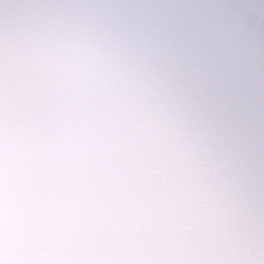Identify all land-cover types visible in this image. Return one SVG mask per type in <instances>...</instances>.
Returning a JSON list of instances; mask_svg holds the SVG:
<instances>
[{"label":"clouds","instance_id":"9594fccd","mask_svg":"<svg viewBox=\"0 0 264 264\" xmlns=\"http://www.w3.org/2000/svg\"><path fill=\"white\" fill-rule=\"evenodd\" d=\"M0 264H264V0H0Z\"/></svg>","mask_w":264,"mask_h":264}]
</instances>
